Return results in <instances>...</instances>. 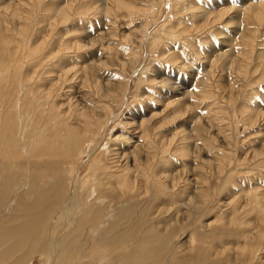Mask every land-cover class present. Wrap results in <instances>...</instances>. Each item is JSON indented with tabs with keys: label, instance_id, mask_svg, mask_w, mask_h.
Returning <instances> with one entry per match:
<instances>
[{
	"label": "rangeland",
	"instance_id": "obj_1",
	"mask_svg": "<svg viewBox=\"0 0 264 264\" xmlns=\"http://www.w3.org/2000/svg\"><path fill=\"white\" fill-rule=\"evenodd\" d=\"M4 159L1 219L54 185L45 241L80 250L65 264H264V0H0L1 176ZM128 206L152 244L108 230ZM34 240L9 254L0 233V264H62Z\"/></svg>",
	"mask_w": 264,
	"mask_h": 264
},
{
	"label": "bare ground",
	"instance_id": "obj_2",
	"mask_svg": "<svg viewBox=\"0 0 264 264\" xmlns=\"http://www.w3.org/2000/svg\"><path fill=\"white\" fill-rule=\"evenodd\" d=\"M48 111V110H47ZM44 112H46V111H44ZM54 119V118H53ZM52 119V120H53ZM56 119V118H55ZM50 120V119H49ZM50 123V122H49ZM45 124V123H44ZM27 125V124H26ZM47 125V124H46ZM43 126V125H42ZM45 130V129H44ZM97 130V129H96ZM47 131V130H46ZM49 131V130H48ZM47 133V132H46ZM41 134H42V132H41ZM45 134V133H44ZM45 137L47 136V135H44ZM49 136V135H48ZM42 140V138L40 137V140H38V141H36V143H35V148H37L38 147V145L39 146H41L40 145V141ZM130 140V139H129ZM33 143V142H32ZM42 143V142H41ZM34 144V143H33ZM43 147V146H42ZM55 147V146H54ZM49 149V148H48ZM50 150H51V148H50ZM43 151V150H42ZM32 152H34V149L32 150ZM39 152V151H38ZM37 152V153H38ZM53 152V151H52ZM28 153V152H27ZM30 155H32V154H30ZM11 156V155H10ZM52 156V155H51ZM54 156V155H53ZM55 156H57V155H55ZM7 157V156H6ZM5 157V158H6ZM29 158V157H28ZM9 159H11V158H9ZM15 158L13 157L12 158V160H14ZM2 161H3V159H1ZM50 160V159H49ZM4 161L5 162H7V159L5 160L4 159ZM26 161V160H25ZM25 161L23 162V167L22 168H25ZM48 160H46V162H47ZM52 161V160H51ZM54 161V160H53ZM4 162V163H5ZM14 162V161H13ZM16 162V161H15ZM30 161H29V165H30ZM32 163H33V161H32ZM31 163V164H32ZM39 163H41V162H39ZM45 163V162H44ZM47 164V163H46ZM2 166H3V164H1ZM34 164H32L31 165V167L33 168L34 166H33ZM37 165H38V163H37ZM42 165V164H41ZM4 166H5V168L6 169H8V170H3L5 173H4V175L3 176H1V178H0V184H1V182H2V185L4 184V181H5V177H7V175H9V173H10V171L11 170H9V166H8V162L6 163V164H4ZM27 167H28V165H26ZM39 166V165H38ZM44 166H45V164H44ZM49 166H50V164H49ZM53 166H55L54 164H53ZM37 167V166H36ZM46 167V166H45ZM48 167V166H47ZM51 167V166H50ZM49 167V168H50ZM57 167H59V166H55V168H57ZM11 168V167H10ZM31 168V169H32ZM54 168V167H53ZM52 168V169H53ZM13 169V168H12ZM21 169V168H20ZM30 169V170H31ZM34 169V168H33ZM51 169V168H50ZM23 169H21L20 170V172H19V174H23V171H22ZM26 170V169H25ZM55 169H53L52 171H54ZM58 170V169H57ZM2 170H1V168H0V174L2 173L1 172ZM27 171V170H26ZM35 171H38V170H35ZM34 171V172H35ZM66 171V170H65ZM15 172V171H14ZM25 172V171H24ZM33 172V173H34ZM50 172H51V170H50ZM60 172H62L61 170H60ZM63 172H64V170H63ZM15 173H18V172H15ZM14 173V174H15ZM36 173V172H35ZM13 174V173H12ZM13 174V176H16V174L14 175ZM54 174V173H53ZM72 174V173H71ZM101 174V173H100ZM40 175V174H39ZM67 175V174H66ZM96 175V174H95ZM94 175V176H95ZM108 175V174H107ZM12 176V177H13ZM18 176V175H17ZM22 176H24V175H22ZM63 176V175H62ZM74 176V175H73ZM98 176V175H97ZM104 176V175H103ZM112 176V175H111ZM10 177V176H9ZM8 177V178H9ZM52 177H53V175H52ZM99 177H101V176H99ZM98 177V178H99ZM14 178V177H13ZM33 178V177H32ZM73 178H75V177H73ZM104 178H106V177H104ZM109 178V177H108ZM24 179V178H23ZM55 179V178H54ZM57 179V178H56ZM66 179H67V177H66ZM77 179V178H76ZM93 179V178H92ZM113 179V178H112ZM116 179V178H115ZM18 180V179H17ZM21 180H22V177H21ZM25 180V179H24ZM34 180V179H33ZM78 180V179H77ZM110 180H111V178H110ZM51 181V180H50ZM53 181V180H52ZM103 181V180H102ZM140 181V180H139ZM7 183H9L10 181H6ZM12 182H14V181H12ZM34 182V181H33ZM103 182H105L106 183V181L104 180ZM102 182V183H103ZM107 182H109V181H107ZM117 182H118V180H117ZM22 183V182H21ZM53 183V182H52ZM98 183V182H97ZM100 183V182H99ZM104 183V184H105ZM116 183V182H115ZM25 184H26V181H25ZM24 184V185H25ZM108 184V183H107ZM120 184V183H119ZM11 185H12V183H11ZM28 185V184H27ZM66 185V184H65ZM73 185V184H72ZM102 185V184H101ZM109 185V184H108ZM107 185V186H108ZM63 186H64V184H63ZM62 186V187H63ZM69 186V185H68ZM75 186V185H74ZM106 186V187H107ZM61 187V188H62ZM99 187V186H98ZM101 187V186H100ZM149 187H150V185H149ZM22 188V187H21ZM44 188H50V185H49V183H45V182H42V183H38V185H36V186H34V187H30L29 188V191L27 192V191H25V192H23L21 195H20V197L18 198V200H17V205L18 206H20V213L17 215V216H13L15 219H17V220H19V221H16V220H14L13 218H11L10 217V220L9 221H7V217H3L2 219H1V217H0V224H3V223H7V225H0V233L1 234H3V235H5V237L8 239V240H10V241H12V246L11 247H9L8 249H7V252H9V254H12L14 251H17L18 249H19V247L17 248V249H15V250H12V248L15 246V239L16 240H18V238H19V236H20V234H22L24 237H26V236H28L29 234H33L34 236H36L37 238H38V240H34V242H33V244H35L34 245V247H35V249H37L38 251H45L46 249L49 251L50 249L52 250V252L54 253H56L58 250L57 249H59V252H58V254L56 255V262H58V263H62V264H65V262H69L68 260L69 259H71V261L73 262L74 261V256H77V254L80 252V250H79V244L77 243V245L76 244H74V246L73 245H71V242H69V241H65V240H58L57 242L56 241H51L50 242V240L49 241H45V230H46V228L48 227V222H50V221H52V220H50V217H51V208L49 207V206H53V205H55V204H58L59 203V200L56 198V197H53L52 196V194H54V193H52L51 194V191H53V190H56V188H55V186L54 185H51V188L50 189H44ZM63 188H65V187H63ZM62 188V189H63ZM70 188H72V187H70ZM70 188L68 187V189L70 190ZM80 187H78L77 189H79ZM115 188V187H114ZM151 188V187H150ZM6 188H5V186L3 187V189L1 190V192H3L4 190H5ZM84 189V188H83ZM100 189V188H99ZM109 189V188H108ZM119 189V188H118ZM88 190V189H87ZM102 190V189H101ZM100 190V191H101ZM106 190V189H105ZM122 190V189H121ZM131 190V189H130ZM157 190V189H156ZM99 191V190H98ZM104 191V190H103ZM117 191V190H116ZM21 192V191H20ZM77 192V191H76ZM82 192V191H81ZM80 192V193H81ZM133 192V191H132ZM131 192V193H132ZM150 192H152V190L150 191ZM16 193V192H15ZM68 193H70V192H68ZM74 193V192H73ZM83 193V192H82ZM81 193V194H82ZM91 193V192H90ZM110 193V192H109ZM117 193V192H116ZM120 193V192H119ZM123 193V192H122ZM134 193V192H133ZM103 194V193H102ZM107 194V193H106ZM118 194V193H117ZM154 194L155 193H153V196H154ZM157 194H160V193H157ZM16 195V194H15ZM112 195V194H111ZM149 195V194H148ZM156 195V194H155ZM12 196H13V193H12ZM12 196H9V197H12ZM58 196V195H57ZM73 196H74V194H73ZM103 196V195H102ZM108 196V195H107ZM113 196V195H112ZM128 196V195H127ZM135 196H136V193H135ZM138 196V195H137ZM151 196V195H150ZM165 196V195H164ZM14 197V196H13ZM69 197V196H68ZM91 197V196H90ZM96 197V196H95ZM125 197H126V195H125ZM139 197H140V195H139ZM138 197V198H139ZM149 197V196H148ZM168 196L166 195V198H167ZM72 198V197H71ZM96 198H98V199H100L101 201H104V199H102L101 197H99V196H97ZM113 198V197H112ZM134 198V197H133ZM153 198H159V197H153ZM164 198V197H163ZM8 199V198H7ZM13 199V198H12ZM110 199V198H109ZM117 199V198H116ZM126 199V198H125ZM71 200V199H70ZM128 200V199H127ZM126 200V201H127ZM148 200H149V198H148ZM174 200V199H173ZM8 201V200H7ZM106 201V200H105ZM125 201V200H124ZM123 201V202H124ZM125 201V202H126ZM134 201H136L135 199H134ZM160 201V200H159ZM167 201V200H166ZM4 202V201H3ZM3 202H0V205L3 203ZM114 202V201H113ZM131 202V201H130ZM144 202V201H143ZM158 202V201H157ZM165 202V201H164ZM102 203V202H101ZM104 203V202H103ZM120 203V202H119ZM122 203V202H121ZM151 203V202H150ZM5 204H6V206H7V202H5ZM9 204V203H8ZM77 204V203H76ZM94 204H96V207H98V206H101L102 204H99V203H97V202H95ZM117 204V203H116ZM126 204V203H125ZM135 204H137V203H135ZM140 204V203H139ZM142 205H143V203H141ZM146 204V203H145ZM144 204V205H145ZM142 205H139V206H137V207H140V206H142ZM2 206V205H1ZM5 206V205H4ZM3 206V207H4ZM18 206H16V207H18ZM93 206V205H92ZM126 206V205H125ZM150 206V205H149ZM153 206V205H152ZM200 206V205H199ZM2 207V208H3ZM60 207V206H59ZM119 207V206H118ZM117 207V208H118ZM144 207V206H143ZM151 207V206H150ZM161 207V206H160ZM160 207H159V209H160ZM164 207H165V205H164ZM163 207V208H164ZM179 207V206H178ZM177 207V208H178ZM7 208V207H6ZM93 208V207H92ZM99 208V207H98ZM97 208V209H98ZM129 208H131V206L129 207H127V208H125V209H129ZM142 207H140V209H141ZM123 210L121 213H120V219H125V221H126V223H124V225H121V226H119L120 224H119V222H118V224L119 225H117L116 223H114V225H109V227H108V230L109 231H113L114 233H118V232H120L121 231V233L124 235L123 236V239H121L122 240V242H123V240H128V239H132V238H134V239H137V240H141V241H145L147 244L148 243H150V244H152L151 242L152 241H154V238H153V232H152V226L153 225H146V226H144V224L141 222V220H135V223H134V228L132 227V225H130L129 223H130V220L132 219L131 217H132V214H133V211H134V208H131L128 212H126V210ZM150 209V208H149ZM153 209V208H152ZM158 209V210H159ZM162 209V208H161ZM199 209V208H198ZM17 210V209H16ZM63 210H65L66 211V209H63ZM137 210H139V209H137L136 208V211ZM151 210V209H150ZM173 210H175V209H173ZM200 210V209H199ZM7 211V210H6ZM92 211V210H91ZM94 211V210H93ZM152 211V210H151ZM153 211H155V210H153ZM166 211V210H165ZM57 212V211H56ZM74 212H76V211H74ZM90 212V211H89ZM141 212H142V210H141ZM162 212V211H161ZM160 212V213H161ZM3 213V212H2ZM7 213V212H6ZM63 213V212H62ZM65 213V212H64ZM70 213V212H69ZM134 213H136V212H134ZM148 213H151V212H148ZM154 213V212H153ZM11 214V213H10ZM13 214V213H12ZM72 214V213H71ZM104 213H101V212H99V211H97L96 210V212L94 213V212H90V213H86V215H85V219L86 220H89V221H95V220H97L98 218H100L101 219V217H104L105 215H103ZM152 214V213H151ZM62 215V214H61ZM140 215V214H139ZM4 216V215H3ZM6 216H7V214H6ZM137 216V215H136ZM146 216V215H145ZM144 216V217H145ZM152 217V216H151ZM69 218V217H68ZM117 218V217H116ZM142 218H143V216H142ZM157 218V217H156ZM173 218V217H172ZM191 218V217H190ZM80 219V218H79ZM84 219V218H83ZM141 219V218H140ZM160 219V218H159ZM159 219H158V221H159ZM163 219H164V217H163ZM187 219V218H186ZM111 220V219H110ZM145 220V219H144ZM189 220H192V219H189ZM63 221V220H62ZM65 221V220H64ZM122 221V220H121ZM146 221V220H145ZM156 221V220H155ZM157 221V222H158ZM87 222V221H86ZM96 222V221H95ZM111 222V221H110ZM109 222V223H110ZM131 222H133V221H131ZM164 222V221H163ZM179 222V221H178ZM199 222V221H198ZM62 223V222H61ZM64 223V222H63ZM62 223V224H63ZM67 223V222H66ZM97 223V222H96ZM159 223V222H158ZM166 223V222H165ZM206 223V222H205ZM76 224V223H75ZM86 224V223H85ZM92 224V223H91ZM141 224V225H140ZM155 224V223H154ZM189 224V223H188ZM204 224V223H203ZM161 225H162V223H161ZM165 225V224H164ZM211 225V224H210ZM73 226H75V225H73ZM95 226V225H94ZM93 226V227H94ZM141 226H143V227H141ZM168 226V225H167ZM166 226V227H167ZM192 226V225H191ZM205 226V225H204ZM103 226H101V229L98 231V233H97V236H99V237H102L104 234H103V230H104V228H102ZM163 227V226H162ZM161 227V228H162ZM211 227H212V225H211ZM106 228V227H105ZM160 228V227H159ZM75 229H76V227H75ZM156 229V228H155ZM170 229V228H169ZM168 229V230H169ZM78 230V229H77ZM107 230V231H108ZM170 230H174V228L173 229H170ZM169 230V231H170ZM160 231V230H159ZM167 231V230H166ZM178 231V230H177ZM88 232H90V231H88ZM168 232V231H167ZM172 232V231H171ZM197 232V231H196ZM72 233V232H71ZM156 233V232H155ZM169 233V232H168ZM87 234V233H86ZM90 234V233H89ZM122 234H121V236H122ZM165 234V233H164ZM170 234V233H169ZM197 234H199V233H197ZM48 235V234H47ZM70 236H71V234H69ZM81 235V234H80ZM171 235V234H170ZM52 236V235H51ZM85 236V235H84ZM117 236H118V234H117ZM120 236V235H119ZM47 237V236H46ZM81 237V236H80ZM110 237V236H109ZM155 237V236H154ZM87 238V237H86ZM92 238H93V234H92ZM116 238V237H115ZM117 238H119V237H117ZM156 238H157V236H156ZM160 238V237H159ZM48 239H49V236H48ZM52 239V238H51ZM67 239V238H66ZM74 239V238H73ZM89 239V238H88ZM107 239H108V236H107ZM130 239V240H131ZM158 239V238H157ZM71 240H72V238H71ZM81 240V239H80ZM93 240H94V238H93ZM112 240V239H111ZM133 240V239H132ZM150 240H152L151 242H150ZM75 241H77V240H75ZM88 241V240H87ZM118 241H119V239L117 240V242H116V244L118 243ZM91 242V241H90ZM103 242V241H102ZM125 242H127V241H125ZM76 243V242H75ZM81 243V242H80ZM136 243V242H135ZM92 243H90V245H91ZM112 244H114V243H112ZM122 244V243H121ZM124 244V243H123ZM126 244V243H125ZM140 244V243H139ZM141 244H142V242H141ZM140 244V245H141ZM136 246L138 245V243L137 244H135ZM144 244H142L141 246H143ZM146 245V244H145ZM163 245H164V243H163ZM86 246V245H85ZM92 246V245H91ZM130 246H131V244H130ZM165 246V245H164ZM82 247V246H81ZM126 247V246H125ZM176 247H177V245H176ZM68 249H70V251L68 252ZM131 249V248H130ZM174 249V248H173ZM204 249V248H203ZM121 250V249H120ZM137 250V249H136ZM140 250V249H139ZM166 250V247L164 248V247H160L159 249H157L156 251H155V249L153 248L150 252H149V254H155V255H160V254H163L164 252H166L165 251ZM200 250V249H199ZM86 251V250H85ZM122 251V250H121ZM132 251H133V253H134V251H135V248L134 249H132ZM196 251V250H195ZM204 251H205V249H204ZM29 252H33V251H30V249H29V245H27V246H25L21 251H20V253L17 255V256H19L18 257V259H17V262L19 261V262H23V261H25L26 260V256H27V254L29 253ZM84 252V251H83ZM108 252V251H107ZM116 252H117V250H116ZM125 252V251H124ZM127 252V251H126ZM135 252H138V251H135ZM176 252V251H175ZM206 252V251H205ZM44 253H46V252H44ZM96 253V252H95ZM94 253V254H95ZM109 253V252H108ZM177 253V252H176ZM198 253V252H197ZM46 254H50V253H46ZM65 254H66V256H65ZM85 254V253H84ZM89 254V253H88ZM128 254V253H127ZM189 254V253H188ZM200 254H202V252L200 253ZM82 255V254H81ZM110 255V254H109ZM172 255V254H171ZM179 255V254H178ZM203 255H204V252H203ZM206 255V254H205ZM85 256V255H84ZM112 256V255H111ZM110 256V257H111ZM163 256V255H162ZM188 256V255H187ZM191 256H193V254L191 255ZM196 256V255H195ZM107 257V255H104L103 257H101L100 258V256H99V258L97 257V258H94V259H92L88 264H108V263H106L105 262V258ZM168 257V256H167ZM166 257V258H167ZM186 257V256H185ZM189 257V256H188ZM197 257V256H196ZM200 257H202V256H200ZM81 258V257H80ZM125 258H127V257H125ZM181 258V257H180ZM109 259V258H108ZM128 259V258H127ZM161 259V258H160ZM165 259V258H164ZM185 259V258H184ZM198 259V258H197ZM80 260V259H79ZM153 260V259H152ZM166 260V259H165ZM77 261H78V259H77ZM132 261V260H131ZM135 261V260H134ZM159 261V260H158ZM171 261V260H170ZM174 261V260H173ZM203 261H205V258H204V260ZM210 261V260H209ZM84 261H83V259L81 260V262H80V264H85V263H83ZM181 261H180V259H178L177 260V263H180ZM183 262V261H182ZM188 262H190V261H188ZM187 262V263H188ZM198 262V261H197ZM199 262H201V261H199ZM86 263V264H87ZM110 263V262H109ZM114 263V262H113ZM130 263V262H129ZM203 263V262H202ZM205 263V262H204ZM208 263V262H207ZM68 264V263H67ZM78 264H79V262H78ZM163 264H164V262H163ZM185 264H186V262H185ZM206 264V263H205Z\"/></svg>",
	"mask_w": 264,
	"mask_h": 264
}]
</instances>
